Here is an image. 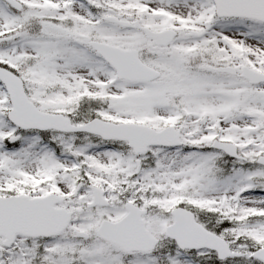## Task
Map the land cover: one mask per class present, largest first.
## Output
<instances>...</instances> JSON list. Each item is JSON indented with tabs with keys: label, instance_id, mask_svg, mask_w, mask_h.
I'll return each instance as SVG.
<instances>
[{
	"label": "snow or ice",
	"instance_id": "snow-or-ice-1",
	"mask_svg": "<svg viewBox=\"0 0 264 264\" xmlns=\"http://www.w3.org/2000/svg\"><path fill=\"white\" fill-rule=\"evenodd\" d=\"M0 264H264V0H0Z\"/></svg>",
	"mask_w": 264,
	"mask_h": 264
}]
</instances>
